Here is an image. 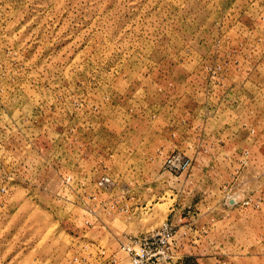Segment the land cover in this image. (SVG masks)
Wrapping results in <instances>:
<instances>
[{
	"label": "rangeland",
	"instance_id": "1",
	"mask_svg": "<svg viewBox=\"0 0 264 264\" xmlns=\"http://www.w3.org/2000/svg\"><path fill=\"white\" fill-rule=\"evenodd\" d=\"M166 221L161 264H264V0H0V264Z\"/></svg>",
	"mask_w": 264,
	"mask_h": 264
},
{
	"label": "built area",
	"instance_id": "2",
	"mask_svg": "<svg viewBox=\"0 0 264 264\" xmlns=\"http://www.w3.org/2000/svg\"><path fill=\"white\" fill-rule=\"evenodd\" d=\"M183 161L180 156L171 157L167 159L166 167L171 173H177ZM99 186L109 187L110 180L107 178L101 180ZM173 242L174 227L172 223L166 221L158 229L125 246L123 250L129 255L130 264H161L171 258Z\"/></svg>",
	"mask_w": 264,
	"mask_h": 264
}]
</instances>
